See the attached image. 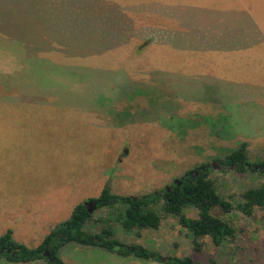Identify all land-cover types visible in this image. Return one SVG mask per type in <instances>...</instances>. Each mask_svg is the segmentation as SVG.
I'll list each match as a JSON object with an SVG mask.
<instances>
[{"label": "rangeland", "instance_id": "1", "mask_svg": "<svg viewBox=\"0 0 264 264\" xmlns=\"http://www.w3.org/2000/svg\"><path fill=\"white\" fill-rule=\"evenodd\" d=\"M245 1L251 7H264V0ZM106 2L108 3V0H90L87 6L94 7V10L87 11L88 15L97 20L98 30L109 27L113 36H126L123 26L118 22V15L106 8ZM28 3L18 7L29 12L32 6ZM217 5L222 6L223 0H218ZM257 9L258 18L264 24V19H261L264 11L259 12ZM122 20L120 17L119 21ZM20 22L21 26L10 28V37L23 40L30 47L31 53L49 54L44 52L45 48L42 47L49 46L50 40L44 37L35 38L34 27L24 26L26 21ZM0 29L9 28L0 25ZM160 51L165 53L162 48ZM66 52L70 53L72 50ZM62 55L64 56L63 53ZM150 56L149 61L129 62H136L132 63L133 66H152V62L155 65L157 55L151 53ZM48 58L55 62L62 61L55 55ZM99 62H102L104 67H112L116 60L106 58L99 59ZM126 63L122 61V64ZM245 63L247 62L242 64ZM238 69L243 71L242 74L249 81L256 82V78H260L256 75V67L241 66ZM243 75L240 76L245 79ZM262 76L264 79V74ZM31 77L36 80V85L54 81L53 91L40 93L36 89L38 92L19 93L18 83L29 76L0 75V209L25 202L24 206L31 210L28 200L33 201V197L41 199L45 195L42 199L54 201L59 198L64 202L63 212L72 211L85 200L96 198L106 184L112 193L120 196L159 194L173 180L180 179L186 172L196 171L201 164H216L209 169V177L215 182L218 193L233 207L240 201L243 191L263 182V175L260 173L263 167L259 166V162L264 160V124L249 122L248 119L254 115L248 118L240 116L239 120L234 116L233 123H230L226 118L214 116L212 107H186L184 113H178L181 118L176 116L172 120L158 123L150 119L142 124L139 121L144 119L143 117L154 116L153 111H171L166 94L147 90L145 101L151 103L147 104L151 108L149 114L140 116L136 113L141 108V100L137 99L132 102L133 113L126 117L120 115L118 118L110 116L106 109L107 104L101 105L100 101L94 102L100 104L99 107L89 110L77 107V102L84 99L76 97L75 75ZM119 79L121 80V77L117 73V84ZM56 81L58 82L55 83ZM125 84L128 90L136 87V84L130 85L129 82ZM90 88L95 89L93 85ZM121 91L123 90L117 89V93ZM28 93L30 101L35 104L34 107L17 105L6 108L1 100L28 97ZM158 94V100H155ZM113 96L111 91L110 99ZM218 96L226 98L227 94L221 93ZM53 98L64 103L66 107L50 106L49 104L54 102ZM131 99L128 92V107L117 105L110 110L114 114H123L126 109H130ZM49 100L51 102H47ZM218 100L219 98H214L213 104ZM110 119L111 121L107 122ZM260 119L256 114V121ZM118 123L121 126H118ZM241 142L248 145V162L251 165L244 173L222 166L217 161ZM112 164L114 166L110 170ZM108 170L109 175L112 173L110 183L109 179L103 177ZM59 192L66 194L61 196L58 195ZM41 204H44V201ZM103 214L92 209L93 218ZM185 214L191 218L197 217V211L194 209H186ZM212 214L228 222L235 229V237L219 247H215L210 238L205 237L199 240L200 250H195L186 230L181 228L173 217L163 218L157 230H141L138 237L134 233H125L117 225L113 226L117 240L125 245L147 248L154 255L158 254L164 258L162 261L116 255L109 263L108 259L112 255L101 248L84 249L71 243L65 249L80 250L75 254L80 256V253H83L84 258L91 260L93 264H167L165 260L171 256H189L197 264H264V210L255 208L251 216H246L235 207L229 213L215 208ZM69 215L54 219L56 224L54 223L50 230L68 219ZM85 229L98 232L100 225L89 222ZM7 230L3 232L0 229V237ZM5 262L9 261L0 257V264H8ZM67 263L69 264L68 261Z\"/></svg>", "mask_w": 264, "mask_h": 264}, {"label": "crops", "instance_id": "2", "mask_svg": "<svg viewBox=\"0 0 264 264\" xmlns=\"http://www.w3.org/2000/svg\"><path fill=\"white\" fill-rule=\"evenodd\" d=\"M89 1L0 0V25L9 28L0 29V75L29 76L18 83L19 93L38 92L36 89L40 93L53 91L54 81L36 85L31 76L75 75L76 97L84 99L76 106L89 110L99 107L100 104L94 102L100 101L101 105L107 104L110 116H115L111 108L117 105L128 107V92L130 98L134 96L130 107L134 100H141L140 116L151 112L147 105L151 103L145 101L147 90L166 94L171 111H153L154 116H142L144 119L139 121L142 124L150 119L158 123L176 116L181 118L178 113H184L186 107H212L214 116L226 118L230 123H233L234 116L239 120L240 116L248 118L254 115L248 119L249 122L264 124V24L256 13V8L261 12L264 7H251L245 0H223L222 6L217 5L218 0H108L106 8L118 15V22L126 32V36L120 37L113 36L109 27L98 30L97 20L87 12L94 10V7L87 6ZM27 3L32 6L29 12L18 7ZM20 21L27 22L24 26L34 27L35 38L50 40L49 46L42 47L49 54L31 53L23 40L10 37V28L21 26ZM161 48L165 53L160 51ZM151 53L157 55L155 65L152 62V66H133L132 63L136 62H129L149 61ZM54 55L62 61L48 58ZM106 58H114L116 64L104 67L99 59ZM123 60L128 63L122 64ZM245 61L247 63L242 64ZM241 66L256 67V75L260 78H256V82L249 81L238 69ZM117 73L121 77L118 84ZM125 82L136 84V87L128 90ZM92 85L95 89L90 88ZM117 89L123 91L117 93ZM111 91L114 93L112 99ZM221 93L227 97L218 96ZM29 96L28 93V97L1 100L6 108L17 105L34 107ZM158 97L159 94L155 100ZM214 98H219L216 104H213ZM52 100L54 102L47 101L51 102L50 106L66 107L57 99ZM256 114L260 120L256 121ZM111 174L108 170L103 176L109 179V183ZM64 194L66 192L58 193ZM42 197L28 200L31 210L24 206L25 202L0 209V229L3 232L11 230L13 240L28 248L41 244L54 226V219L71 214V210L63 212L64 202L59 198L51 201ZM69 244L59 250V257L65 264L67 261L69 264H93L84 258L83 253L80 256L75 254L80 250L65 249ZM109 254L112 255L108 259L110 263L116 254ZM29 263L45 264L43 260Z\"/></svg>", "mask_w": 264, "mask_h": 264}, {"label": "trees", "instance_id": "3", "mask_svg": "<svg viewBox=\"0 0 264 264\" xmlns=\"http://www.w3.org/2000/svg\"><path fill=\"white\" fill-rule=\"evenodd\" d=\"M132 109L133 107L126 109L123 114L117 113L115 117L119 118L120 115L126 117L132 114ZM117 125L121 126L120 123ZM247 148V143L241 142L217 161L222 166L244 173L248 170L247 167L251 166L248 162ZM259 166L263 167L260 171L263 182L243 191L240 194V201L234 206L246 216H251L255 208L264 210V160L259 162ZM210 168H212L210 164H201L196 171L186 172L183 177L177 179L179 184H175L173 180L159 194L120 196L112 193L106 184L96 198H89L75 206L69 218L51 229L36 248L31 249L14 241L12 232L7 231L0 237V250L4 249L0 257H5L13 263L43 260L45 264H65L59 257V250L62 246L72 243L83 247L101 248L120 257L134 256L140 260L153 258L155 261H162V257L154 255L147 248L125 245L117 240L113 226L117 225L125 233H134L138 237L141 230H157L165 217L177 219L178 224L191 238L195 250H200L199 240L205 237L210 238L215 247H219L226 241L233 240L236 232L228 222L215 217L212 211L218 208L224 213H229L234 207L218 193L215 182L209 177ZM92 209L104 214L93 218ZM186 209L196 210L197 217H188L185 214ZM89 222L100 225V230L87 231L85 226ZM46 249L51 260L44 257ZM165 262L197 264L189 256H171L167 257Z\"/></svg>", "mask_w": 264, "mask_h": 264}, {"label": "water", "instance_id": "4", "mask_svg": "<svg viewBox=\"0 0 264 264\" xmlns=\"http://www.w3.org/2000/svg\"><path fill=\"white\" fill-rule=\"evenodd\" d=\"M215 165L216 164H212V167H215ZM255 169H256V167H255ZM174 182H175V184H179V181L178 180H175ZM3 252H4V249H1L0 250V254H2ZM7 253H10V251H7ZM44 257L48 258V260H51L49 251L47 249L44 252ZM161 260H164V258H161Z\"/></svg>", "mask_w": 264, "mask_h": 264}, {"label": "flooded vegetation", "instance_id": "5", "mask_svg": "<svg viewBox=\"0 0 264 264\" xmlns=\"http://www.w3.org/2000/svg\"><path fill=\"white\" fill-rule=\"evenodd\" d=\"M211 167H212V165H211Z\"/></svg>", "mask_w": 264, "mask_h": 264}]
</instances>
